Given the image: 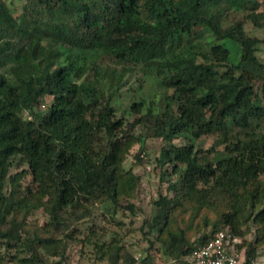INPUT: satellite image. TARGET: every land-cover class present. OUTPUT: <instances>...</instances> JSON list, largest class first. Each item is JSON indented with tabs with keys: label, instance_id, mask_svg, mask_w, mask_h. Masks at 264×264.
I'll use <instances>...</instances> for the list:
<instances>
[{
	"label": "trees",
	"instance_id": "16d2710c",
	"mask_svg": "<svg viewBox=\"0 0 264 264\" xmlns=\"http://www.w3.org/2000/svg\"><path fill=\"white\" fill-rule=\"evenodd\" d=\"M259 1L26 0L17 19L0 0V239L22 240L21 220L13 215L19 210L42 207L53 229L64 230L89 213L87 203L115 206L135 188L137 178L121 168L134 136L119 134L124 120L113 99L125 71L139 69L170 89L160 110L142 96L126 109L141 113L131 125L141 123L146 135L165 141L157 162L169 165L163 174L174 175L167 184L173 194L153 202L148 225L158 229L155 240L180 264L229 227L249 233L242 264H253L264 245V63L254 52L264 37L248 35L238 19L223 26L221 7L252 10ZM205 34L213 38L206 46ZM223 40L240 46L237 61H230ZM203 134L217 135L222 150L195 149ZM177 137L189 143L177 145ZM15 156L27 168L10 175ZM187 204L221 208L211 231L197 229L191 242L174 223ZM35 241L50 252L57 246L37 234L25 244ZM124 261L133 264L134 257Z\"/></svg>",
	"mask_w": 264,
	"mask_h": 264
},
{
	"label": "rangeland",
	"instance_id": "374dc122",
	"mask_svg": "<svg viewBox=\"0 0 264 264\" xmlns=\"http://www.w3.org/2000/svg\"><path fill=\"white\" fill-rule=\"evenodd\" d=\"M12 10L14 16L20 19L25 9L26 0H3ZM223 26H227L233 20L242 21L245 32L259 39L264 37V0H260L257 6L250 10L248 8H235L222 4ZM250 15H255L259 25H256ZM263 24V25H262ZM213 41L212 36L205 34L200 43L206 46ZM230 51V61H237L240 56V46L232 41H221ZM51 47V44L48 43ZM255 56L258 61L264 63V41H259L254 47ZM170 89L161 88L151 78L144 77L139 69L125 71L121 86L113 99L116 116H122L124 126L119 133L130 132L133 141L123 155L121 168L123 173H130L137 179L135 188L127 195H122L115 206L110 202L95 201L87 203L89 213L80 220L64 230H55L49 224V214L42 208L32 210H19L13 215L21 220L20 241H9L8 245L0 239V253L4 256L3 264H126L125 257L133 256V264H142L141 260L148 257L149 264H176L174 260L164 253L163 249L155 240L158 229L150 230L149 223L155 212L154 200L159 194L172 195L167 190L168 180L173 178L172 174H163L162 170L169 168L166 164L163 168L157 162L161 147L165 141L158 136L146 135L145 125L135 123L133 120L141 113L127 112L126 109L133 100L140 96L146 102L152 101L155 110H160L163 105V96ZM47 103L44 101L40 109L45 110ZM142 136L143 143L136 138ZM177 145L189 143L182 137L173 139ZM195 149L199 150H222L223 144L219 143L217 135L203 134L193 141ZM27 165L19 160L18 156L12 158L9 174H15L25 170ZM167 171V169H166ZM30 180V175L20 179V184L25 185ZM6 186L7 183H6ZM132 203L133 208L128 205ZM186 212L178 210L175 212L174 223L182 227L189 237L190 242L197 236L194 232L209 233L215 221L220 220L221 208L198 211L191 204ZM203 220L207 223L204 224ZM243 227V226H242ZM254 227V226H253ZM244 228V227H243ZM37 234L41 238L52 237L56 246L55 250H48L44 243L35 241L30 245L25 244L26 238H33ZM248 239L249 233L242 235ZM32 251L35 255L32 256ZM118 253V257L115 253ZM26 261H20V260ZM115 259V260H114ZM253 264H264V245L260 246Z\"/></svg>",
	"mask_w": 264,
	"mask_h": 264
},
{
	"label": "built area",
	"instance_id": "2783aa9c",
	"mask_svg": "<svg viewBox=\"0 0 264 264\" xmlns=\"http://www.w3.org/2000/svg\"><path fill=\"white\" fill-rule=\"evenodd\" d=\"M244 260L243 237L224 227L195 246L180 264H242Z\"/></svg>",
	"mask_w": 264,
	"mask_h": 264
}]
</instances>
